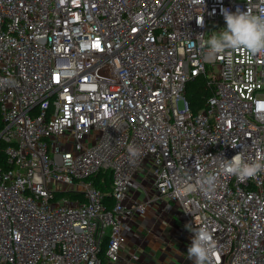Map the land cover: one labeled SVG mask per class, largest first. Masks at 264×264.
Listing matches in <instances>:
<instances>
[{
  "label": "built area",
  "instance_id": "obj_1",
  "mask_svg": "<svg viewBox=\"0 0 264 264\" xmlns=\"http://www.w3.org/2000/svg\"><path fill=\"white\" fill-rule=\"evenodd\" d=\"M222 8L264 0H0V264H119L145 172L180 208L187 250L206 227L211 264H264V171L240 181L219 159L264 162V55L203 54Z\"/></svg>",
  "mask_w": 264,
  "mask_h": 264
},
{
  "label": "crops",
  "instance_id": "obj_2",
  "mask_svg": "<svg viewBox=\"0 0 264 264\" xmlns=\"http://www.w3.org/2000/svg\"><path fill=\"white\" fill-rule=\"evenodd\" d=\"M132 202H146L147 210L143 216L132 218L131 230L124 231L119 264H194L188 258L190 237L180 208L156 198L148 172L140 173L139 184L132 188L125 204Z\"/></svg>",
  "mask_w": 264,
  "mask_h": 264
},
{
  "label": "clouds",
  "instance_id": "obj_3",
  "mask_svg": "<svg viewBox=\"0 0 264 264\" xmlns=\"http://www.w3.org/2000/svg\"><path fill=\"white\" fill-rule=\"evenodd\" d=\"M226 27L219 31H213L207 41L201 40V50L203 54L211 59L226 50L244 49L252 55H264V12L253 14L250 10L242 11L237 8L235 12L227 8L221 9ZM203 26L202 22H197ZM203 35H198L201 38ZM191 46V44L189 45ZM231 147L235 148L233 144ZM129 158L132 163H135L136 158L141 155V152L134 145L128 146ZM241 151L234 155L230 160H221L223 171L235 176L238 180L244 181L255 177L261 171H264V162L245 161ZM202 190L208 194L214 191L215 177H206L201 184ZM194 237L191 245L188 247L187 254L194 264H211L212 252L214 244L212 235L206 227L194 229Z\"/></svg>",
  "mask_w": 264,
  "mask_h": 264
},
{
  "label": "trees",
  "instance_id": "obj_4",
  "mask_svg": "<svg viewBox=\"0 0 264 264\" xmlns=\"http://www.w3.org/2000/svg\"><path fill=\"white\" fill-rule=\"evenodd\" d=\"M208 96L207 89L204 87V82L201 77L196 78L193 82L189 83L187 85L186 91H185V97L188 99L192 111L197 112L201 110L204 107L205 104V98ZM4 154L2 151H0V165L3 167V169L6 168V165H4ZM99 176L93 177V183L100 188L102 191L105 192V200L104 203L107 208H110L112 205V198L110 195H108V191L110 190V178L108 176L104 177V183H100ZM106 241L107 238H103L101 241V250L104 251L106 247Z\"/></svg>",
  "mask_w": 264,
  "mask_h": 264
},
{
  "label": "rangeland",
  "instance_id": "obj_5",
  "mask_svg": "<svg viewBox=\"0 0 264 264\" xmlns=\"http://www.w3.org/2000/svg\"><path fill=\"white\" fill-rule=\"evenodd\" d=\"M224 27H226V24L220 22L219 24H217L216 26H214V30L222 29V28H224ZM151 163H152V161L150 160L149 163H148V165L150 166ZM106 231H108V228H105V229H104V232H105V233H106Z\"/></svg>",
  "mask_w": 264,
  "mask_h": 264
}]
</instances>
